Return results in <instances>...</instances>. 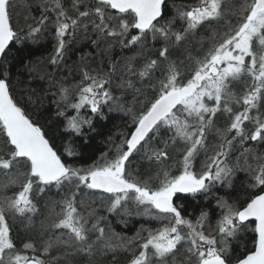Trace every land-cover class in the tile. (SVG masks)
<instances>
[{
    "label": "snow or ice",
    "instance_id": "1",
    "mask_svg": "<svg viewBox=\"0 0 264 264\" xmlns=\"http://www.w3.org/2000/svg\"><path fill=\"white\" fill-rule=\"evenodd\" d=\"M37 7L20 29L12 0H0V264H93L97 254L115 260L121 251L130 254L127 264H264V0H192L174 13L166 0H41ZM50 21L52 54L21 61L29 76L45 62L67 68L79 33L97 53L139 48L123 65L110 57L97 68L82 63L74 82L68 74L40 76L56 89L67 141L60 145L14 96L8 63L17 45H39ZM155 42L157 57H144ZM106 106L123 114V126L91 163L71 162L81 156L77 148L90 147L88 133L101 135L96 119H108ZM241 171L246 195L233 198ZM197 195L215 207L190 213L180 201ZM38 200L46 214L37 228ZM97 200L108 213L158 226L121 236ZM17 218L38 238L18 244L10 224ZM249 230L252 247L236 255L234 242Z\"/></svg>",
    "mask_w": 264,
    "mask_h": 264
},
{
    "label": "trees",
    "instance_id": "2",
    "mask_svg": "<svg viewBox=\"0 0 264 264\" xmlns=\"http://www.w3.org/2000/svg\"><path fill=\"white\" fill-rule=\"evenodd\" d=\"M41 0H12L13 4V21L17 28L23 29L25 27V21L27 18L38 15L39 10L37 5ZM169 8L167 11L174 13V5H182L186 3H192V0H166ZM71 14V13H70ZM49 34H46L45 39L39 44H32L31 41L27 42V46L17 45L12 48L11 52L8 53V63L12 66L13 79H12V90L15 97H17L21 104L27 103V110L30 112L32 117L38 120L41 125L48 132L50 139H52L55 144L60 145L61 143H67L64 140V131L60 126L61 118L58 117V106L54 102L58 97L52 95L56 91L55 88H49L48 79H40V76L44 72L56 73L57 78L63 77L65 74L70 75V82H74L80 79V67L82 63H87L91 68H97L100 65L101 60H107V58H112L121 65H123L127 58L135 55L139 51V48L132 49H122L119 45L114 47L110 52H96L94 51V46H91L89 41L84 39V34L79 33L73 41L70 51L66 56L65 63L68 66L65 68L63 65L59 70L48 66L47 63H43L38 66L39 75L29 76V74L24 70L21 61L24 64H27L29 61H34L37 58L44 57L47 58L52 54L54 47V40L52 39L50 33L53 31L51 26V21L48 25ZM94 39L95 36H92ZM160 42L150 43L148 49L144 51V57L156 58L158 55L157 50L161 47ZM101 50L107 48V42L102 43L100 46ZM93 52L95 59L90 61H81L80 57L82 53ZM170 54L172 57H177L181 55V50L177 48H170ZM143 62L142 58H137L135 63L139 67ZM117 81L113 79V91L114 95L121 96V91L116 89L115 84ZM239 93L240 89H234ZM35 92V95H33ZM151 94V93H150ZM42 98V103H37V98ZM131 99L130 92H124L121 103H127ZM59 110H64V105H59ZM67 111L71 112L70 109ZM84 114L87 115V110H84ZM105 114L108 116V119H96V128L101 133V135H96L95 133H88L90 140L87 141L90 144V147L87 148H77V151L81 153L79 159L71 161L80 166H85L88 163L92 162V159H95L100 155V152L107 151V145L104 142L105 137L117 132L119 128L123 126L124 120L123 114L120 112H108L107 106L105 107ZM95 117V114H92ZM219 123V122H218ZM128 131V129H123ZM76 147V145H73ZM178 150V149H177ZM91 157V158H90ZM202 159V158H201ZM139 161L137 160V164ZM4 179L2 173H0V181ZM247 182V175L244 172H238L237 178L235 180V191L232 192L233 198L236 196L244 197L246 193L243 190L242 185ZM218 195H224V190L216 189L214 190ZM9 195L12 194L11 190L8 192ZM181 203H184L188 208L190 213H198L199 208L201 207H215L214 200L209 197V199H204L202 195H197L196 197H188L187 201L181 200ZM37 207L40 209V213L34 218L37 222V228L39 226V221L43 219V215L46 214L44 208L43 200H38ZM95 207L99 210V214L106 217V225L110 226L115 233L120 234L121 236L131 237L133 234L140 228L142 224L146 227H155L158 226L154 223H147L146 218L142 216L133 215L130 217H125L117 213H108L106 210V202L96 201ZM218 211V210H217ZM24 223L20 219H10V224L13 229L14 238L17 243L26 238H38V232L36 230L28 231L24 227ZM252 233L250 230L243 235L241 239L234 242L233 248L236 255L241 254L246 249L252 247ZM56 255V253H53ZM129 253L127 252H118L116 253V259H112V254L101 256L97 254L93 258V264H127L129 259ZM83 259L80 258V264H83Z\"/></svg>",
    "mask_w": 264,
    "mask_h": 264
}]
</instances>
